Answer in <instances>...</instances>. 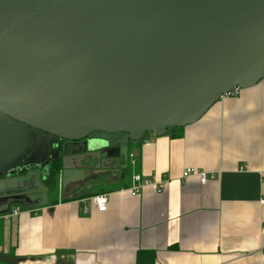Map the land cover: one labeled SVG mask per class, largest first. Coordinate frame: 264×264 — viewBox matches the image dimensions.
<instances>
[{
    "label": "water",
    "instance_id": "1",
    "mask_svg": "<svg viewBox=\"0 0 264 264\" xmlns=\"http://www.w3.org/2000/svg\"><path fill=\"white\" fill-rule=\"evenodd\" d=\"M263 77L264 0H0V204H48L54 148L63 188L117 171Z\"/></svg>",
    "mask_w": 264,
    "mask_h": 264
},
{
    "label": "crops",
    "instance_id": "2",
    "mask_svg": "<svg viewBox=\"0 0 264 264\" xmlns=\"http://www.w3.org/2000/svg\"><path fill=\"white\" fill-rule=\"evenodd\" d=\"M135 173L167 182L132 195ZM263 194L264 77L173 136L129 142L117 171L59 180L45 206L0 204V264H264Z\"/></svg>",
    "mask_w": 264,
    "mask_h": 264
},
{
    "label": "built area",
    "instance_id": "3",
    "mask_svg": "<svg viewBox=\"0 0 264 264\" xmlns=\"http://www.w3.org/2000/svg\"><path fill=\"white\" fill-rule=\"evenodd\" d=\"M239 88H234L229 92H225L221 97H231L235 96L239 92ZM132 156V155H130ZM189 176H195L199 179L201 183H205L208 180V172L195 168V167H186L181 173V178H186ZM167 182V179H151L149 177L142 176L138 173L133 174L132 176V186L129 189V192L132 195L137 194L145 186H153L155 192L160 193L164 189V186ZM91 202L98 211H105L107 207L108 197L107 194H96L91 197ZM260 202L264 205V194L262 195ZM19 208L14 210V213H17Z\"/></svg>",
    "mask_w": 264,
    "mask_h": 264
},
{
    "label": "flooded vegetation",
    "instance_id": "4",
    "mask_svg": "<svg viewBox=\"0 0 264 264\" xmlns=\"http://www.w3.org/2000/svg\"><path fill=\"white\" fill-rule=\"evenodd\" d=\"M49 140H54L55 141V143H56V146H58V148H59V150H58V154L60 155V153H61V151H62V147H63V145H64V143H65V141H63V140H61V139H58V138H51V139H49ZM44 143L46 142V141H43ZM81 148V146L80 145H78V146H76V148ZM47 149V148H46ZM68 150V149H67ZM57 151V149H53L50 153H51V155H49V152H46L45 153V161L47 162L48 161V167L50 168V164L52 163V162H54V161H56V160H58V158L59 157H57L56 159L53 157V155H55L56 152ZM69 151V150H68ZM32 168H26V169H21V170H19V172H17V170L18 169H15L11 174H10V176H20V175H26L27 174V172L29 171V170H31ZM49 171V170H48ZM43 183L45 184V186L47 187V189L50 191V189H49V177H48V179H47V181H43ZM49 184V185H48ZM48 191V192H49ZM15 194L17 193V194H19V193H21V192H14ZM49 195H50V192H49Z\"/></svg>",
    "mask_w": 264,
    "mask_h": 264
},
{
    "label": "trees",
    "instance_id": "5",
    "mask_svg": "<svg viewBox=\"0 0 264 264\" xmlns=\"http://www.w3.org/2000/svg\"><path fill=\"white\" fill-rule=\"evenodd\" d=\"M180 128H178L179 130ZM59 167H60V161L59 159L52 162L50 164V168H49V186H50V189H51V192L56 189V185L58 183V171H59ZM85 195V194H83ZM68 198L67 197H64L63 200H67Z\"/></svg>",
    "mask_w": 264,
    "mask_h": 264
},
{
    "label": "rangeland",
    "instance_id": "6",
    "mask_svg": "<svg viewBox=\"0 0 264 264\" xmlns=\"http://www.w3.org/2000/svg\"><path fill=\"white\" fill-rule=\"evenodd\" d=\"M58 187H59V176H58V183L56 185V189L53 190L54 193H56L58 191ZM50 189V187H49ZM51 190V189H50ZM51 193V192H50Z\"/></svg>",
    "mask_w": 264,
    "mask_h": 264
}]
</instances>
